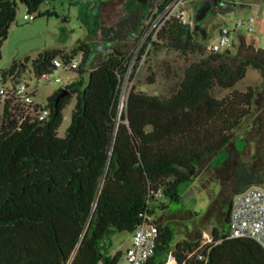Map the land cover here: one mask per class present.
Masks as SVG:
<instances>
[{
    "label": "trees",
    "instance_id": "16d2710c",
    "mask_svg": "<svg viewBox=\"0 0 264 264\" xmlns=\"http://www.w3.org/2000/svg\"><path fill=\"white\" fill-rule=\"evenodd\" d=\"M45 1L0 0V48L17 3L40 18L52 15L39 12ZM169 1L159 0L160 8ZM147 18L137 11L115 26L101 25L103 44L132 42ZM200 35L170 20L152 42L153 50L203 57L185 68L167 97L132 88L120 114V81L130 62L120 51L99 61L95 51L80 45L70 53L46 52L12 65L9 73L30 69L39 79L54 71L55 58L83 53L75 71L79 79L48 98L46 119H23L20 101L0 98V264H118L122 254H111V237L133 234L147 218L158 229L147 264H166L169 255L176 264H264L259 245L216 228L210 243L183 241L173 248L174 231L156 221L157 212L167 209L163 200L179 203L180 188L193 181L196 165L222 153L251 115L256 89H235L247 69L264 81L260 60L246 57L233 67L228 52L209 53L207 43L196 40ZM215 89L230 92L218 99ZM63 90L67 94L59 98ZM72 98L71 123L61 137L62 111ZM260 182L240 165L235 180L240 192Z\"/></svg>",
    "mask_w": 264,
    "mask_h": 264
},
{
    "label": "rangeland",
    "instance_id": "374dc122",
    "mask_svg": "<svg viewBox=\"0 0 264 264\" xmlns=\"http://www.w3.org/2000/svg\"><path fill=\"white\" fill-rule=\"evenodd\" d=\"M159 5V0H46L39 7V12L52 15L38 18L34 14V20L25 21L23 17L27 15L26 9L17 3L15 21L0 48V76L8 74L14 63L19 65L26 58L32 60L39 54L51 51L70 53L80 45H87L96 52L99 61H104L116 50L131 58L134 76L129 82L123 83L120 98L126 99L132 88L151 96L167 97L176 89L185 68L199 61L202 55L184 56L181 52L167 48L153 50L151 46L143 58L140 57L141 46L138 43L143 28L132 42L121 44H103L100 31L101 25L115 26L132 12L141 11L144 17L149 16ZM240 20L244 27L237 30L235 25ZM223 27L232 32L234 41L226 57L230 65L235 67L246 57L264 63V0H218L214 11L207 14L202 22L201 28L207 31V38L203 39L200 35L196 40L213 44ZM248 27L253 28V31L249 32ZM88 68L87 65L86 70ZM28 71L18 77L27 81L31 88H36L34 102L43 107L55 91L79 79L75 72L59 71L60 84H44ZM84 79L87 81L88 75ZM247 87L256 89L252 112L234 131L235 140L222 153L200 161L196 165L193 181L181 186L179 203L163 200L167 209L157 212L156 221L168 224L174 231L173 248L183 241L199 242L201 246L210 243L214 228L223 234L229 232L224 220L229 203L240 192L235 180L241 164L259 176L261 182L255 185L264 189V81L252 68L247 69L243 82L237 84L235 89L245 91ZM229 92L215 89L214 95L220 99ZM74 106L75 98H72L62 111L63 120L58 129L61 137L70 126ZM120 110L119 105V114ZM203 231L208 238L204 237ZM129 237L127 232L113 235L111 254H122ZM169 257L171 255L166 257V262Z\"/></svg>",
    "mask_w": 264,
    "mask_h": 264
},
{
    "label": "built area",
    "instance_id": "2783aa9c",
    "mask_svg": "<svg viewBox=\"0 0 264 264\" xmlns=\"http://www.w3.org/2000/svg\"><path fill=\"white\" fill-rule=\"evenodd\" d=\"M208 1L211 0H170L164 7L160 8V5L157 6L153 12L149 14L140 32L138 41L141 46L140 49L142 50L143 47L146 46V49L140 57L144 58L146 56L152 42L170 20H177L188 29H194L196 25L195 15L197 6ZM23 19L25 21H32L35 19V15H25ZM235 27L237 30L244 27L243 21L240 20L237 22ZM248 31L252 32L253 28L248 27ZM239 37H241V35H239ZM233 45L232 32L223 27L218 33L217 41L210 45L206 44V49L209 53H225L228 52V48L233 47ZM82 59L83 53L68 58H55L53 61L54 71L52 73L43 74L38 80L42 81L44 84H60L61 79L57 72H75L79 70ZM131 61L130 58L125 75L120 81V92L123 83L129 79L131 80L134 76ZM17 75L18 73L14 72L0 76L1 100L14 99L20 101L24 107L23 119L27 117L37 118L38 120L46 119L49 115V111L45 107H42V105L34 102L36 88H31L27 81L18 78ZM126 100L127 97L126 99L125 97L119 99L121 110L125 107ZM158 197H161V195L159 194ZM228 228L230 238L251 240L264 250L263 188L251 186L234 195L230 206ZM203 234L204 237L208 238L205 231H203ZM131 235L132 244L124 252L118 264H147L154 252L155 242L158 237L157 227L153 224L152 219L147 218V222L138 227Z\"/></svg>",
    "mask_w": 264,
    "mask_h": 264
},
{
    "label": "water",
    "instance_id": "95a60500",
    "mask_svg": "<svg viewBox=\"0 0 264 264\" xmlns=\"http://www.w3.org/2000/svg\"><path fill=\"white\" fill-rule=\"evenodd\" d=\"M211 10V3L204 2L202 6L197 10L195 15V27L194 31L197 33H200L203 37V39L207 38V31L204 28H201L200 24L203 22V20L206 18L208 12ZM65 94H67L66 90H63L59 98L63 97Z\"/></svg>",
    "mask_w": 264,
    "mask_h": 264
},
{
    "label": "crops",
    "instance_id": "0c3cea01",
    "mask_svg": "<svg viewBox=\"0 0 264 264\" xmlns=\"http://www.w3.org/2000/svg\"><path fill=\"white\" fill-rule=\"evenodd\" d=\"M256 186V185H254ZM127 247L126 249L123 251L122 255L124 254V252L131 246L132 244V235L130 234V237L128 238V241H127ZM114 255V254H113ZM166 264H176L175 260L172 259L171 257H169V259L167 260Z\"/></svg>",
    "mask_w": 264,
    "mask_h": 264
},
{
    "label": "flooded vegetation",
    "instance_id": "af4514ba",
    "mask_svg": "<svg viewBox=\"0 0 264 264\" xmlns=\"http://www.w3.org/2000/svg\"><path fill=\"white\" fill-rule=\"evenodd\" d=\"M209 3H211V10L208 12V14L212 13L214 11V9L216 8L218 1L217 0H211L208 1ZM200 7H198L199 9ZM200 26H202V23L200 24Z\"/></svg>",
    "mask_w": 264,
    "mask_h": 264
}]
</instances>
